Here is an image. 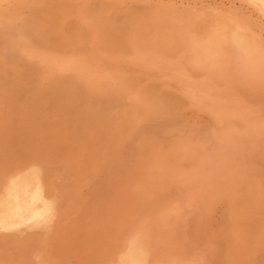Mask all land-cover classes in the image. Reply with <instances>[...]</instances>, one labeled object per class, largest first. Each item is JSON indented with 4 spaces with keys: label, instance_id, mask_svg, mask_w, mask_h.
Returning a JSON list of instances; mask_svg holds the SVG:
<instances>
[{
    "label": "rangeland",
    "instance_id": "rangeland-1",
    "mask_svg": "<svg viewBox=\"0 0 264 264\" xmlns=\"http://www.w3.org/2000/svg\"><path fill=\"white\" fill-rule=\"evenodd\" d=\"M20 1L0 0V194L30 173L55 210L0 227V264H116L129 248L150 264H264V55L236 42L264 47V15L247 0Z\"/></svg>",
    "mask_w": 264,
    "mask_h": 264
},
{
    "label": "bare ground",
    "instance_id": "bare-ground-1",
    "mask_svg": "<svg viewBox=\"0 0 264 264\" xmlns=\"http://www.w3.org/2000/svg\"><path fill=\"white\" fill-rule=\"evenodd\" d=\"M20 1V0H19ZM28 1V0H27ZM37 1H39V0H37ZM36 1V2H37ZM41 1V0H40ZM60 1V0H59ZM65 1V0H64ZM93 1V0H92ZM95 1V0H94ZM93 1V2H94ZM108 1V3H109V0H107ZM120 1V0H119ZM134 1V0H133ZM161 1V0H160ZM241 1V0H240ZM250 4H252L253 6H255L260 12H261V14H263L264 15V0H247ZM6 2V1H5ZM18 2V1H17ZM26 2V1H25ZM24 2V3H25ZM80 2V1H79ZM78 2V3H79ZM92 2V3H93ZM96 3H97V1H95ZM99 2H100V0H99ZM136 2V1H135ZM134 2V3H135ZM159 2V1H158ZM161 2H163L164 3V1H161ZM166 2V1H165ZM3 3V2H2ZM14 3V2H13ZM23 3V4H24ZM30 2H28V4H29ZM48 3V2H47ZM46 3V4H47ZM54 3V2H53ZM61 3V2H60ZM76 3H77V1H76ZM81 3V2H80ZM86 3V2H85ZM90 3V2H89ZM103 3V2H102ZM118 3V2H117ZM116 3V4H117ZM132 3V2H131ZM153 3V2H152ZM244 3H245V1H244ZM20 4H21V1H20ZM50 4V3H49ZM72 4V3H71ZM82 4V3H81ZM101 4V3H100ZM154 4V3H153ZM22 5V4H21ZM25 5V4H24ZM23 5V7H26V6H24ZM35 5V4H34ZM34 5H30L31 7H33ZM80 5V4H79ZM84 6H85V4H83ZM87 5V4H86ZM89 5V4H88ZM91 5V4H90ZM93 5V4H92ZM97 5V4H96ZM113 5H114V3H113ZM118 5H120V3L118 4ZM129 5V4H128ZM127 5V6H128ZM132 5V4H131ZM168 5V4H167ZM163 6L162 7V9L163 8H165V7H168V6ZM170 5V4H169ZM172 5V4H171ZM175 5V4H174ZM18 6H20V5H18ZM68 6V5H67ZM74 6H75V4H74ZM73 6V7H74ZM83 6V7H84ZM94 6V5H93ZM99 6V5H98ZM98 6H97V8H98ZM105 6V5H104ZM130 6V5H129ZM144 6V5H143ZM153 5L151 4V7H152ZM160 6H162V5H160ZM23 7H22V9L21 8H19V9H21L22 11L25 9H23ZM30 7V8H31ZM53 7V6H52ZM71 7V6H70ZM95 7V6H94ZM122 7V6H121ZM124 7V6H123ZM131 7V6H130ZM138 7V6H137ZM136 7V8H137ZM140 7V6H139ZM146 7V6H145ZM154 8L156 7L155 5L153 6ZM170 7V6H169ZM172 7V6H171ZM252 7V6H251ZM9 8V7H8ZM66 8H68V7H66ZM100 8V7H99ZM104 8V7H103ZM112 8V7H111ZM118 8H119V6H118ZM154 8H153V10H154ZM161 8V7H160ZM174 8V7H173ZM6 9V8H5ZM16 9V8H15ZM33 8H31L30 10H32ZM37 9V8H36ZM55 9V8H54ZM57 9V8H56ZM77 10L79 9L78 7L76 8ZM82 9V8H81ZM81 9H79V10H81ZM84 9H85V7H84ZM110 9V8H109ZM112 9H114V8H112ZM132 9L133 8H131V11H132ZM134 9H135V7H134ZM138 9V8H137ZM147 9V8H146ZM156 9V8H155ZM176 9V8H175ZM9 10V9H8ZM14 10V9H13ZM18 10V9H17ZM17 10L15 11V12H17ZM70 10V9H69ZM73 10V9H72ZM74 10H75V8H74ZM96 10V9H95ZM152 10V9H151ZM169 10V9H168ZM171 10V9H170ZM183 10V9H182ZM255 10V9H254ZM25 11V10H24ZM29 11V10H28ZM66 11V10H65ZM84 11V10H83ZM88 11V10H87ZM98 11H100V10H98ZM97 10L95 11L96 12V14H97V12H98ZM107 11H108V9H107ZM110 11V13H111V10H109ZM124 11H126V10H124ZM137 11H140V10H137ZM146 11V10H145ZM145 11H144V13H145ZM157 11V10H156ZM178 11V10H177ZM71 12V11H70ZM78 12V11H77ZM85 12V11H84ZM142 12H143V9H142ZM152 12V11H151ZM155 12V11H154ZM160 12V11H159ZM176 12V11H175ZM179 12V11H178ZM180 12H182V11H180ZM179 12V13H180ZM189 12V11H188ZM11 13V12H10ZM10 13H9V15H10ZM23 13V12H22ZM32 13V12H31ZM38 13V12H37ZM62 13V12H61ZM60 13V14H61ZM83 13V12H82ZM101 13V15L102 14H104V13H102V12H100ZM109 13V14H110ZM156 13V12H155ZM164 13V12H163ZM186 13V12H185ZM2 14V13H1ZM3 14H4V11H3ZM12 14H14V13H12ZM11 14V15H12ZM16 15H17V13H15ZM27 14H29V15H27ZM26 15L27 16H30V13L28 12ZM39 14V13H38ZM41 14V13H40ZM46 14H48V13H45L44 15L45 16H47ZM106 14H108V13H106ZM106 14H104V15H106ZM116 14V13H115ZM119 14H121V12L119 13ZM118 14V15H119ZM140 14V13H139ZM181 14V13H180ZM184 14V13H183ZM6 15V14H5ZM26 15H25V18H26ZM32 15H35V14H32ZM43 15V14H42ZM49 15H51V14H49ZM70 15V14H69ZM85 15H86V13H85ZM111 15V14H110ZM114 14H112V16H113ZM123 15V14H122ZM165 15V14H164ZM175 15V14H174ZM173 15V16H174ZM2 16V15H1ZM15 16V15H14ZM13 16V17H14ZM36 16V15H35ZM88 16V15H87ZM95 16H97V15H95ZM100 16V15H99ZM115 16V15H114ZM117 16V15H116ZM133 16V15H132ZM141 15H139V17H140ZM143 16H144V14H143ZM143 16H141V17H143ZM147 16H148V14H147ZM161 16H163V15H161ZM172 16V15H171ZM179 16H181V15H178V17ZM198 16V15H197ZM231 16V15H230ZM3 18L5 17V16H2ZM63 17V16H62ZM123 17H125L124 15H123ZM126 17H127V14H126ZM202 17V16H201ZM12 18V17H11ZM11 18H10V20H11ZM18 18V17H17ZM22 18V17H21ZM24 18V17H23ZM28 18H31L32 19V17L30 16V17H28ZM106 18H108V17H106ZM121 18V17H120ZM144 18V17H143ZM150 18V20L152 21V19H151V17H149ZM152 18L154 19V16H152ZM157 18V17H156ZM161 18V17H160ZM172 18V17H171ZM170 18V19H171ZM180 18V17H179ZM34 19V21H36V19L35 18H33ZM43 19V18H42ZM102 19H103V17L101 18V21H102ZM112 19H113V17H112ZM115 19V18H114ZM116 19H119V18H116ZM169 19V20H170ZM180 19H182V18H180ZM230 19V18H229ZM234 19V18H233ZM3 20V19H2ZM10 20H8V21H10ZM25 20V19H24ZM27 20V19H26ZM28 20H30V19H28ZM45 20V19H44ZM49 20V19H48ZM90 20V19H89ZM129 20V19H128ZM131 20V19H130ZM138 20H142L141 18H138ZM150 20H147L148 22H150ZM159 21H160V19H158ZM164 20V19H163ZM173 20V19H172ZM177 20V19H176ZM183 20H185V19H183ZM3 21H5V20H3ZM12 21V20H11ZM52 21V20H51ZM54 21V20H53ZM52 21V22H53ZM95 21H96V19H95ZM94 21V22H95ZM105 21H108L109 22V20H105ZM104 21V22H105ZM143 21H146V19H144V20H142V23L141 24H144L145 25V23H143ZM155 21V20H154ZM153 21V22H154ZM191 21V20H190ZM238 21V20H237ZM15 22V21H14ZM13 22V23H14ZM29 21H27L26 23H28ZM38 22V21H37ZM45 21H43L42 23H44ZM177 22V21H176ZM232 22V21H231ZM233 22H236V21H233ZM232 22V23H233ZM5 23L7 24V22L5 21ZM9 23V22H8ZM41 23V24H42ZM46 23L47 22H45L44 24L46 25ZM131 24H133L132 22H130ZM140 22H138V24H139ZM151 23V22H150ZM159 23V22H158ZM183 23V22H182ZM189 23V22H188ZM187 23V24H188ZM191 23V22H190ZM194 23V22H193ZM0 24H1V21H0ZM11 24V23H10ZM15 24V23H14ZM14 24H13V26H14ZM23 24H24V22H23ZM23 24H21V25H23ZM33 25L35 24V23H32ZM50 24V23H49ZM52 24V23H51ZM110 24V23H109ZM136 24V23H135ZM137 24V25H138ZM149 24V23H148ZM154 24V23H153ZM152 24V25H153ZM175 24V23H174ZM177 24V23H176ZM194 24H196L197 25V23H194ZM245 24V23H244ZM2 25V24H1ZM12 25V24H11ZM27 25V24H26ZM31 24H28V26H30ZM111 25V24H110ZM140 25V24H139ZM143 25V26H144ZM156 25V24H155ZM185 25V24H184ZM188 25H190V24H188ZM196 25H195V27H196ZM198 25H199V23H198ZM238 24H236V26H237ZM242 25V24H241ZM9 26V25H8ZM7 26V27H8ZM12 26V27H13ZM36 26V25H35ZM38 26V25H37ZM36 26V27H37ZM50 26V25H49ZM160 26V28L163 26H161V25H159ZM187 26V25H186ZM191 26V25H190ZM3 27H4V25H3ZM5 27H6V25H5ZM4 27V28H5ZM31 27V26H30ZM35 27V28H36ZM40 28H41V26H39ZM54 27V26H53ZM134 27V26H133ZM189 27V26H188ZM193 27H194V25H193ZM225 27V26H224ZM230 27V26H229ZM239 28L241 27L242 28V26H238ZM246 27V26H245ZM3 28V29H4ZM10 28V27H9ZM27 28V27H26ZM54 28H56V26L54 27ZM53 28V29H54ZM57 28H60V27H57ZM95 28H96V26H95ZM184 28V27H183ZM192 28V27H191ZM226 28V27H225ZM224 28V29H225ZM247 28H248V26H247ZM13 29H15V27L14 28H11V29H9V31H8V33L7 34H9V32H10V30H13ZM23 29V28H22ZM98 29V28H97ZM125 29V28H124ZM135 29V28H134ZM158 29V28H157ZM173 29V28H172ZM184 29H186V28H184ZM212 28H210V30H211ZM5 31H7L6 29H4ZM4 30H2L1 32H5ZM19 30H20V28H19ZM58 30V29H57ZM166 30V29H165ZM174 30V29H173ZM187 30V32H188V29H186ZM189 30H191L190 29V27H189ZM216 30H217V28H216ZM228 30V29H227ZM22 31V30H21ZM20 31V32H21ZM28 31H29V29H28ZM55 31V30H54ZM79 31V30H78ZM123 31V30H122ZM167 31V30H166ZM165 31V32H166ZM178 31V30H177ZM181 31H183L182 30V28H181ZM203 31H205V30H203ZM207 31H209L208 29H207ZM223 31V30H222ZM221 31V32H222ZM248 31H249V29H248ZM36 32V31H35ZM42 32V31H41ZM162 32V31H161ZM160 32V33H161ZM170 32H172V31H170ZM174 32V31H173ZM172 32V33H173ZM180 32V31H179ZM186 32V31H185ZM191 32V31H190ZM225 32V31H224ZM223 32V33H224ZM226 32H228V31H226ZM225 32V33H226ZM11 33V32H10ZM15 33V32H14ZM16 33H17V31H16ZM53 33V32H52ZM51 33V34H52ZM56 33V32H55ZM59 33H61V32H59ZM79 33V32H78ZM136 33V32H135ZM169 33V32H168ZM174 33H177L176 31L174 32ZM199 33H201V32H199ZM235 33V32H234ZM13 34V33H12ZM19 34V33H18ZM119 34V33H118ZM137 35H138V33H136ZM164 34V33H163ZM166 34V33H165ZM201 34H203V33H201ZM205 34H206V32H205ZM20 35V34H19ZM43 35H45V34H43ZM55 35H57V33L55 34ZM74 35V34H73ZM112 35H113V33H112ZM115 35V34H114ZM113 35V36H114ZM120 35V34H119ZM118 35V36H119ZM135 35V34H134ZM174 35H176V34H174ZM208 35V34H207ZM38 36H40V35H38ZM45 36H47V35H45ZM70 36V35H69ZM77 36V35H76ZM76 36H74V37H76ZM79 36V35H78ZM113 36H111L112 38H113ZM117 36V38H119ZM166 36H167V34H166ZM223 37H224V35H222ZM17 37V36H16ZM65 37V36H64ZM73 37V38H74ZM201 37V36H200ZM210 37H213V35H211ZM227 37V36H226ZM230 37H232V36H230ZM19 38V37H18ZM40 38H41V36H40ZM58 38L60 39V41H61V39L62 38H60L59 36H58ZM203 38V37H202ZM220 38V37H219ZM218 38V39H219ZM222 38V37H221ZM221 38H220V41H222L221 40ZM228 38H229V36H228ZM44 39V38H43ZM199 39V38H198ZM211 39V38H210ZM209 39V40H210ZM223 39V38H222ZM252 39V38H251ZM254 40H255V38H253ZM2 40V39H1ZM67 40V39H66ZM103 40H104V38H103ZM203 40V39H202ZM208 40V41H209ZM216 40V39H215ZM224 40V39H223ZM229 40V39H228ZM253 40V41H254ZM39 41V40H38ZM42 41V40H41ZM69 41V40H68ZM78 41H80V40H78ZM113 41V40H112ZM234 41V40H233ZM65 42V41H64ZM72 42V41H71ZM199 41H197V43H198ZM207 42V41H206ZM211 43H210V45L212 44V42H214V40L213 41H210ZM219 42V41H218ZM217 42V44H219ZM230 41H228V43H229ZM236 42L238 43V45L241 47V49L243 48V50H244V52H245V54H247V56H248V58H249V60L250 61H252L253 63H258L259 61L258 60H260V58L264 55V47L263 46H258L257 44L256 45H252L251 43L252 42H249V41H243V40H241V39H239V38H237L236 37ZM260 42V41H259ZM68 43H70V42H68ZM77 43V42H76ZM197 43L195 42V44L197 45ZM201 43H202V41H201ZM209 43V42H208ZM25 44V43H24ZM79 44V43H78ZM216 44V43H215ZM222 44V43H221ZM225 43H223V45H224ZM262 44H263V42H262ZM74 45H75V43H74ZM199 45H200V43H199ZM203 45V44H202ZM209 45V46H210ZM227 45H229V44H227ZM65 46V45H64ZM191 46H193V45H191ZM208 46V45H207ZM59 47V46H58ZM65 47H67V46H65ZM84 47V46H83ZM212 47V46H211ZM216 47H218V46H216ZM233 47V46H232ZM68 48V47H67ZM67 48H66V50H67ZM113 48H114V46H113ZM201 48V47H200ZM210 48V47H209ZM231 48V47H230ZM198 49H199V47H198ZM205 48H203V50H204ZM214 49H215V47H214ZM213 49V50H214ZM225 49H226V47H225ZM228 49V48H227ZM232 49V48H231ZM234 49V48H233ZM232 49V50H233ZM71 50V49H70ZM201 50V49H200ZM206 50V49H205ZM218 50V49H217ZM210 51V50H209ZM215 51V50H214ZM214 51H212V53H214V54H216V51L214 52ZM71 52V51H70ZM195 52V51H194ZM200 52V51H199ZM202 52V51H201ZM193 53V52H192ZM203 53H204V51H203ZM236 53V52H235ZM69 54H71V53H69ZM202 54V53H201ZM192 55V54H191ZM205 55V54H204ZM239 55V54H238ZM195 56V55H194ZM191 57V56H190ZM201 57H205V56H201ZM210 57V56H209ZM241 57V56H240ZM246 57V56H245ZM71 58V57H70ZM192 58V57H191ZM247 58V59H248ZM93 59V58H92ZM194 59H195V57H194ZM194 59H192V60H194ZM200 59V58H199ZM198 59V60H199ZM205 59V58H204ZM44 60H46V59H44ZM73 60H76V59H73ZM197 60V59H196ZM203 60V59H202ZM201 60V61H202ZM258 61V62H257ZM75 62V61H74ZM80 62V61H79ZM79 62H76V63H78V65H79ZM83 62V61H82ZM190 62H191V59H190ZM189 62V63H190ZM204 62V61H203ZM54 63V62H53ZM73 63V62H72ZM75 63V64H76ZM81 63V62H80ZM93 63V62H92ZM253 63H251L252 65H254ZM262 63V62H261ZM66 64V63H65ZM68 64V63H67ZM263 64H264V62H263ZM262 64V65H263ZM49 65H52V64H49ZM54 65V64H53ZM56 65V64H55ZM87 65V64H86ZM89 65H90V63H89ZM97 65V64H96ZM261 65V64H260ZM64 66V65H63ZM82 66V65H81ZM84 66H85V64H84ZM90 66H92V65H90ZM49 67H52V66H49ZM54 67V66H53ZM52 67V68H53ZM57 67V66H56ZM59 67V66H58ZM62 69H63V67L62 66H60ZM86 67V66H85ZM88 67V66H87ZM95 67H97V66H95ZM256 67H258V66H256ZM52 68H51V71H52ZM89 68V67H88ZM88 68H86V70L88 69ZM94 68V67H93ZM60 69V68H59ZM79 69H80V66H79ZM84 69V68H83ZM57 70V69H56ZM64 70H65V68H64ZM66 70H67V68H66ZM69 70V69H68ZM89 70V69H88ZM103 70V69H102ZM76 71V70H75ZM90 71V70H89ZM95 71V73H96V70H94ZM59 72V71H58ZM99 72V71H98ZM47 73H49V71L47 72ZM55 73V72H54ZM87 73V72H86ZM90 73V72H89ZM94 73V74H95ZM103 73V72H102ZM105 73V72H104ZM93 74V72L90 74V75H88L87 74V76H91ZM101 74V73H100ZM100 74H97V75H100ZM33 75V74H32ZM49 75V74H48ZM73 75H75V73L73 74ZM79 75V74H78ZM80 75H81V73H80ZM82 75H84L83 73H82ZM103 75H105V74H103ZM21 76V75H20ZM50 76H52L51 75V72H50ZM87 76H86V78H87ZM93 76V75H92ZM49 77V76H48ZM66 77V76H65ZM77 77H79V76H77ZM81 77V76H80ZM83 77V76H82ZM81 77V78H82ZM96 77V76H95ZM106 78H107V76H105ZM114 77V76H113ZM129 77V76H128ZM12 78V77H11ZM15 78V77H14ZM50 78V77H49ZM83 78H85V76L83 77ZM83 78H82V80H83ZM84 79V80H86V81H88L87 79ZM91 78V77H90ZM94 78V77H93ZM92 78V79H93ZM96 78H98V76L96 77ZM116 78V77H115ZM118 78V77H117ZM130 78V77H129ZM103 80V78H100V80ZM83 80V81H84ZM97 81V80H96ZM96 81H94V82H96ZM98 81H99V78H98ZM126 81H127V79H126ZM129 81V80H128ZM89 82H90V79H89ZM125 82V81H124ZM60 83V82H59ZM74 83V82H73ZM92 83H93V81H92ZM126 83V82H125ZM94 84V83H93ZM97 84V83H96ZM90 85H91V82H90ZM96 86H98V85H95V87ZM99 86H100V84H99ZM104 86V85H103ZM88 87V86H87ZM86 87V88H87ZM57 88V87H56ZM85 88V89H86ZM92 88L93 89H95L94 88V85L92 86ZM97 88V87H96ZM38 92V91H37ZM92 92H93V90H92ZM98 92V91H97ZM96 92V93H97ZM62 93V92H61ZM102 93V92H101ZM100 93V94H101ZM88 94V93H87ZM93 94V93H92ZM95 94V93H94ZM64 95V94H63ZM138 95V94H137ZM140 95V94H139ZM86 96V95H85ZM90 96V95H89ZM99 97V96H98ZM100 98V97H99ZM99 98H97V99H99ZM94 100V99H93ZM92 100V101H93ZM101 100V99H100ZM71 101V100H70ZM89 101H91L90 99H89ZM137 101H138V99H137ZM144 101V100H143ZM150 101V100H149ZM75 102V101H74ZM77 102V101H76ZM141 102V101H140ZM148 102V101H147ZM147 102H145L144 104H146ZM69 103V102H68ZM135 103V102H134ZM133 103V104H134ZM72 104L74 105L75 103H73V101H72ZM130 104H132V103H130ZM137 103H135L134 105L135 106H137L138 107V105L140 104H138V105H136ZM133 105V106H134ZM149 105V104H148ZM141 105H139V107H140ZM77 107H81V106H77ZM100 107V106H99ZM99 107H97V108H99ZM148 107H150V105L148 106ZM9 108V107H8ZM30 108V107H29ZM71 108V107H70ZM92 108V107H91ZM129 108H130V106H129ZM124 109V108H123ZM133 109H135V107L133 108ZM147 109V112H148V108H146ZM78 110H79V108H78ZM82 110V109H81ZM85 110V109H84ZM89 110V109H88ZM119 111L121 110V109H118ZM140 110H141V107H140ZM145 110V109H144ZM144 110H142V111H144ZM94 111V110H93ZM108 111V110H107ZM119 111H117V115H118V112ZM77 112V111H76ZM81 112V111H80ZM112 112V111H111ZM130 112V111H129ZM137 112V111H136ZM30 113V112H29ZM86 113V112H85ZM93 113V112H92ZM143 113V112H142ZM20 114V113H19ZM36 114V113H35ZM68 114V113H67ZM71 114V113H70ZM78 114V113H77ZM120 114V113H119ZM123 114V113H122ZM132 114H134V113H132ZM62 115V114H61ZM109 115H111V114H109ZM114 115V114H113ZM112 115V116H113ZM116 115V116H117ZM129 115H131V114H129ZM51 116V115H50ZM115 116V115H114ZM123 116H124V114H123ZM132 116V115H131ZM134 116H135V114H134ZM36 117V116H35ZM84 117H85V115H84ZM89 117V116H88ZM91 117V116H90ZM124 117H126V116H124ZM77 118V117H76ZM86 118V117H85ZM84 118V119H85ZM101 118V117H100ZM114 118H117V117H114ZM119 118H121V117H119ZM134 118V117H133ZM70 119H71V117H70ZM73 119H75V118H73ZM107 119H108V117H107ZM131 119V118H130ZM56 120V119H55ZM77 120V119H76ZM75 120V121H76ZM79 120V119H78ZM82 120V119H81ZM102 120V119H101ZM106 120V119H105ZM118 120V119H117ZM121 120L122 119H120V123H121ZM3 121V120H2ZM33 121V120H32ZM39 121V120H38ZM54 121V120H53ZM52 121V122H53ZM61 121H62V119H61ZM66 121V120H65ZM83 121V120H82ZM90 121V120H89ZM109 121H110V119H109ZM114 121V120H113ZM77 122H79V121H77ZM84 122V121H83ZM85 122H87V121H85ZM98 122V121H97ZM118 122H119V120H118ZM123 122V121H122ZM27 123V122H26ZM49 123H50V121H49ZM62 123V122H61ZM101 123V122H100ZM112 123H114V122H112ZM51 124V123H50ZM55 124V123H54ZM72 124V123H71ZM70 124V125H71ZM86 124H88V123H86ZM107 124V123H106ZM105 124V125H106ZM110 123H108V125H109ZM116 125H117V123H115ZM115 124H113V126L115 125ZM126 125H127V123H125ZM40 125V124H39ZM52 125V124H51ZM59 125L61 126V124L59 123ZM67 125V124H66ZM78 125V124H77ZM90 125V124H89ZM92 126L94 125V124H91ZM103 125V124H102ZM124 125V124H123ZM122 125V126H123ZM73 126H75L74 124H73ZM72 126V127H73ZM118 126V125H117ZM9 127V126H8ZM54 127V126H53ZM67 127H71V126H67ZM71 127V128H72ZM95 127V126H94ZM100 126H98L97 127V130L98 131H100V129H103V127L102 128H99ZM106 127V126H105ZM110 127H112V126H110ZM108 128V129H111V128ZM125 127V126H124ZM88 128V127H87ZM89 128H91L92 129V127L90 126ZM115 128H117L116 126H115ZM126 128V127H125ZM44 129V128H43ZM91 129L89 130L90 132H92L91 131ZM96 129V128H95ZM107 129V130H108ZM113 129V128H112ZM13 130V129H12ZM54 130V129H53ZM64 130H66V129H64ZM64 130L61 132V133H63L64 132ZM75 130H77V128L75 127ZM86 130V129H85ZM118 130V129H117ZM24 131V130H23ZM28 131V130H27ZM60 130H58V132H59ZM73 131H74V128H73ZM87 131H88V129H87ZM103 131V130H102ZM109 131V130H108ZM111 131H113L114 132V130H111ZM31 132V131H30ZM29 132V133H30ZM34 132V131H33ZM33 132H31V134H33ZM35 132H37V131H35ZM45 132V131H44ZM43 132V133H44ZM51 132H52V130H51ZM76 132V131H75ZM79 132V131H78ZM94 132V131H93ZM92 132V133H93ZM68 133V132H67ZM70 133H71V130H70ZM95 133V132H94ZM97 133V132H96ZM102 133V132H101ZM105 133H106V131H105ZM110 133V131L108 132V134ZM119 133H120V131H119ZM119 133H117V134H119ZM27 134V133H26ZM35 134V133H34ZM49 134V133H48ZM77 134V133H76ZM98 134V133H97ZM100 134V133H99ZM107 134V133H106ZM105 134V135H106ZM111 134H112V132H111ZM40 135H41V133H40ZM68 135V134H67ZM71 135V134H70ZM73 135V134H72ZM95 135V134H94ZM5 136V135H4ZM25 136V135H24ZM29 136V135H28ZM34 136V135H33ZM52 136H54V135H52ZM63 136H64V134H63ZM75 135H73V137H74ZM98 136V135H97ZM100 136H101V134H100ZM103 136V135H102ZM110 136V135H109ZM57 137V136H56ZM76 137H77V135H76ZM99 137V136H98ZM33 138V137H32ZM51 138V136L49 137V139ZM55 138V137H54ZM53 138V139H54ZM63 138H66V137H63ZM70 138V137H69ZM68 138V139H69ZM121 138V137H120ZM72 139L73 138H71V141H72ZM76 139V138H75ZM79 139H81V138H79ZM96 139V138H95ZM3 140V139H2ZM41 140V139H40ZM62 140V139H61ZM74 140V139H73ZM78 140V139H77ZM30 141H31V139H30ZM50 141H52V140H50ZM88 141V140H87ZM0 142H2V141H0ZM75 142V141H74ZM77 142V141H76ZM60 143V142H59ZM61 144L62 145H64L62 142H61ZM76 144V143H75ZM87 144V143H86ZM1 145V144H0ZM40 145V144H39ZM61 145V146H62ZM77 145V144H76ZM75 145V146H76ZM90 145V144H89ZM66 146V145H65ZM68 146V145H67ZM87 147H88V145H86ZM35 147H36V145H35ZM58 147H59V144H58ZM85 147V146H84ZM9 148V147H8ZM59 149V148H58ZM62 148H60V150H61ZM81 149V148H80ZM84 149V148H83ZM56 150V149H55ZM55 150H53L52 151V154H53V152L55 151ZM82 151V150H81ZM36 152V151H35ZM61 152V151H60ZM83 152V151H82ZM81 152V153H82ZM32 153V152H31ZM57 153H59V152H57ZM41 154V153H40ZM10 155V154H9ZM22 155V154H21ZM34 156V155H33ZM47 156H49V155H47ZM47 156H45V157H47ZM66 156V155H65ZM64 156V157H65ZM87 156V155H86ZM15 157V156H14ZM22 157H23V155H22ZM40 157V156H39ZM38 157V158H39ZM70 157V156H69ZM73 157V156H72ZM30 158V157H29ZM53 158V157H52ZM10 159V158H9ZM14 159V158H13ZM18 160H19V158H18ZM22 160V161H21ZM21 162H23V159L21 158ZM34 160H36V159H34ZM1 161V160H0ZM16 161V160H15ZM14 161V162H15ZM37 161H39L38 159H37ZM70 161H72V160H70ZM84 161V160H83ZM5 162V161H4ZM3 162V163H4ZM18 162V161H17ZM36 162V161H35ZM48 162H49V160H48ZM67 162H68V160H67ZM71 163V162H70ZM0 164H2V163H0ZM7 164V163H6ZM19 164V163H18ZM18 164H13V165H18ZM21 164V163H20ZM23 164V163H22ZM25 164V163H24ZM67 164V163H66ZM84 164H86V163H84ZM3 165V164H2ZM8 166H9V164H7ZM11 165V164H10ZM26 165V164H25ZM29 166H30V163L28 164ZM3 166H5V164L3 165ZM56 166V165H55ZM1 167V166H0ZM13 167V166H12ZM17 167H19V166H17ZM72 167H73V165H72ZM71 167V168H72ZM7 168H9V167H7ZM69 168V167H68ZM80 168V167H79ZM1 169V168H0ZM12 169V168H11ZM10 169V170H11ZM13 169H14V167H13ZM70 169V168H69ZM72 169H74V167L72 168ZM90 169V168H89ZM2 170H3V167H2ZM8 169H6V171H7ZM15 170V169H14ZM13 170V171H14ZM36 170H38V169H36ZM75 170V169H74ZM79 170V169H78ZM5 171V172H6ZM13 171H11L12 173H13ZM47 171H50V170H47ZM76 171V170H75ZM2 172V171H1ZM4 172V171H3ZM10 172V171H9ZM26 172V171H25ZM52 172H54V171H52ZM73 172V171H72ZM79 172V171H78ZM81 172H82V170H81ZM20 173H23V172H20ZM60 173V172H59ZM1 174V173H0ZM3 174H5V173H3ZM18 175H19V173H17ZM16 173L14 174V175H17ZM49 174V173H48ZM57 174V173H56ZM75 174V173H74ZM73 174V175H74ZM9 176H10V173L8 174ZM70 175V174H69ZM6 176V175H5ZM45 177V176H44ZM48 177V176H47ZM57 177V176H56ZM70 177V176H69ZM81 177V176H80ZM71 178V177H70ZM79 178V177H78ZM77 178V179H78ZM46 179V178H45ZM76 179V178H75ZM1 180V179H0ZM3 181L4 180H6V179H2ZM53 180V179H52ZM47 181V180H46ZM45 181V182H46ZM62 181V180H61ZM78 181H80V179L78 180ZM54 182V181H53ZM60 182V181H59ZM59 182H57V183H59ZM73 182V181H72ZM62 183V182H61ZM65 183V182H64ZM63 183V185H66L67 183H65L64 184ZM7 184V183H6ZM73 184V183H72ZM3 185V184H2ZM62 186V185H61ZM69 186H71V185H69ZM77 186V185H76ZM75 186V187H76ZM2 187V186H1ZM47 187V186H46ZM66 187H67V189L69 190L70 189V187H68L67 185H66ZM75 189V188H74ZM1 190V189H0ZM72 190V189H71ZM76 191V190H75ZM2 192V191H1ZM45 193H47V191L45 192ZM76 193V192H75ZM52 194H54V193H52ZM61 197V196H60ZM68 199V198H67ZM56 202H57V200H56ZM55 202V203H56ZM65 202H67V200L65 201ZM53 203V202H52ZM54 204V203H53ZM52 204V207L54 206ZM67 205V204H66ZM54 207H57V206H54ZM53 207V208H54ZM50 209H51V203L49 202V201H47L46 199H45V197L43 196V188H42V186H41V184H40V181L38 180V178L35 176V175H33V174H30V173H28V174H26V175H23V176H21V177H18V178H16V179H14V180H12L7 186H6V188L4 189V191L2 192V194H0V227H1V230H2V228H11V227H13V226H15V225H17L18 223H20V222H22V224H23V221H28V220H33V221H36V222H34L35 224L37 223V221H41L42 219H45V216L48 214V212L50 211ZM53 210H55V209H53ZM53 210H51V211H53ZM50 211V212H51ZM59 211V210H58ZM49 212V213H50ZM65 212V211H64ZM53 214V213H52ZM56 214V213H55ZM63 214H65V213H63ZM51 215V214H50ZM49 215V216H50ZM49 216H48V218H49ZM52 216V215H51ZM50 216V217H51ZM53 217H54V214H53ZM50 222V221H49ZM25 223H30L29 225H30V227H31V223H33L32 221L31 222H25ZM24 223V224H25ZM34 223H33V225H34ZM39 223V222H38ZM41 223H42V221H41ZM44 223H46V222H44ZM48 225H49V223H47ZM21 225V224H20ZM39 225V224H38ZM38 225H36L35 227H37ZM15 227H17V226H15ZM34 227V228H35ZM39 227V226H38ZM0 230V231H1ZM4 230H6V229H4ZM4 230H2V231H4ZM8 230V229H7ZM1 231V232H2ZM0 232V233H1ZM7 232V231H6ZM63 233V232H62ZM64 234V233H63ZM44 235V234H43ZM61 236H62V234H61ZM5 237V236H4ZM3 237V238H4ZM27 239H28V241H30V237H26ZM31 238H32V236H31ZM6 239V238H5ZM44 239V238H43ZM33 240V238L31 239V241ZM2 241H4V240H2ZM26 241V240H25ZM28 241H26V242H28ZM6 242H7V240H6ZM9 242V241H8ZM65 242V241H64ZM137 242V241H136ZM4 244V243H3ZM6 244V243H5ZM28 244V243H27ZM7 245V244H6ZM25 245H26V243H25ZM9 246V245H8ZM4 247V246H3ZM6 247V246H5ZM113 247V246H112ZM2 248V247H1ZM129 248V247H128ZM125 249H127V248H125ZM130 250H128V251H126L125 253H123L122 252V250H121V252L123 253V255L118 259V261L116 260L115 262H117L116 264H150V260L149 259H151L150 257H148V255H149V253H147L146 252V254H148L147 255V257H145L146 255H144L145 254V252H143V253H141V252H139V249L138 250H134V249H131V248H129ZM141 249V248H140ZM261 249V248H260ZM124 250V249H123ZM143 250V249H142ZM146 250V249H145ZM114 251V250H113ZM120 251V250H119ZM147 251V250H146ZM55 252V251H54ZM249 253H252V252H249ZM117 254V253H116ZM121 254V253H120ZM152 254H150V256H151ZM110 256H111V254H110ZM116 256V255H115ZM114 257V256H113ZM112 257V258H113ZM105 258V257H104ZM149 260H147V259ZM20 259H22V258H20ZM24 259V258H23ZM47 259V258H46ZM46 259H45V261H46ZM116 259V258H115ZM151 260H153V259H151ZM49 261V260H48ZM108 261H110L109 259H108ZM107 261V262H108ZM155 261V260H154ZM26 262V261H25ZM24 262V263H25ZM28 262V261H27ZM9 263V262H8ZM48 263V262H47ZM110 263V262H109ZM112 263V262H111ZM157 263V262H156ZM163 262H161V264H162ZM171 263V262H170ZM19 264V263H18ZM46 264V263H45ZM108 264V263H107ZM155 264V263H154ZM160 264V263H159ZM165 264V263H164ZM169 264V263H168ZM173 264H174V262H173ZM176 264H177V262H176Z\"/></svg>",
    "mask_w": 264,
    "mask_h": 264
}]
</instances>
